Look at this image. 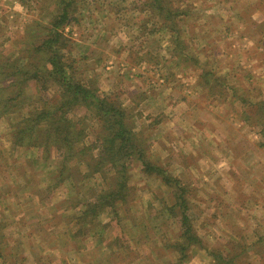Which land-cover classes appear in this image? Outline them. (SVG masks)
I'll use <instances>...</instances> for the list:
<instances>
[{
	"label": "rangeland",
	"instance_id": "374dc122",
	"mask_svg": "<svg viewBox=\"0 0 264 264\" xmlns=\"http://www.w3.org/2000/svg\"><path fill=\"white\" fill-rule=\"evenodd\" d=\"M160 2L170 7L153 19L139 0H0V264H212L207 250L226 246L233 255L238 244L248 252L233 264H264V0ZM65 5L74 21L53 45V69L45 42ZM170 11L182 12L168 23L177 30L157 32ZM179 41L182 60L173 54ZM202 75L217 81L204 89ZM65 77L85 86L81 96L112 95L163 170L146 174L132 160L123 206L111 208L107 194L122 174L100 161L108 125L95 105L62 98ZM45 108L52 117L69 110V121H26L17 138L16 123ZM67 145L78 162L85 149L84 163L64 164ZM116 157L126 168L122 152ZM100 194L108 197L100 213L83 212ZM180 195L202 245H184L178 214L163 209Z\"/></svg>",
	"mask_w": 264,
	"mask_h": 264
},
{
	"label": "trees",
	"instance_id": "16d2710c",
	"mask_svg": "<svg viewBox=\"0 0 264 264\" xmlns=\"http://www.w3.org/2000/svg\"><path fill=\"white\" fill-rule=\"evenodd\" d=\"M149 0H144V2H142L141 0H139L140 5H142V10L147 9L149 11L150 14V18H157L159 17L158 13L159 11H162V9H166L167 7H170L169 4H166L167 7H165L163 4H161V0H155V3H150L148 2ZM62 3V1H61ZM96 4V2H95ZM59 5V4H58ZM156 5V8H154V6ZM66 7V5H65ZM64 7V9H61V11H59L57 14L54 15L52 21H51V25L52 28L50 29V32L57 31L56 35L54 36L53 39H50L48 41L45 42V48L44 51L46 53H48L49 56H47V64L51 66V68L53 67V69L56 67H58L60 65V60H59V56L57 55V49L53 48V45L56 44H60L62 43L63 40V36H64V31H63V27H65L66 25H69L68 23L71 21H74V18L72 17V13L69 9V7L67 6L66 8ZM160 7V8H159ZM69 9V10H68ZM151 10V11H150ZM181 11L180 12H175V11H170L165 19V23L162 24L161 26L157 25L155 27V29L157 30V32L165 30L166 27L169 28L172 31L177 30V27H172L170 25H168V23L173 24L176 22L180 23V16H181ZM185 14H187V12H185ZM149 18V19H150ZM160 18V17H159ZM161 19V18H160ZM164 20H162L163 22ZM161 22V23H162ZM152 23V22H151ZM155 24H158V21H156ZM141 26L143 27L144 30V35H146L145 29H146V22L144 20H141ZM155 32L154 28L151 30L150 33H148V35H152ZM176 50H174L173 54L174 56L178 53V55L175 56V58H180V60L183 59V50H184V44L183 42H177L176 43ZM186 48V47H185ZM52 50V51H51ZM25 70H28V68L25 67ZM59 70V69H58ZM51 71V70H50ZM19 72L15 73V77H18ZM206 75H202V79H205ZM3 80H1L0 83H2ZM63 86L62 89H64V95H63V99L65 98V100L67 99V103L68 104H73V102L75 101H84L87 102L90 106L91 105H95L98 109V113H99V117L102 120L101 122H105L106 125H108L107 133H104L102 136V149H103V154L105 155L102 156L100 158V161H105L107 162V165H111V170H119V174H122L120 176V184H118L119 186V190H114L115 192L121 193L120 196H118L115 192H110L107 194H111L112 197L115 196V198H113V202L111 203V208H113V206L118 205V202H121V206H123L124 204H126L127 202V197L130 195L129 192H127V190H130L128 185V181L130 180L128 172H129V165L131 163L132 160H137L141 163V169L143 172H145L146 174H153L156 173V175L158 174L157 172H159V174H162L163 170L161 167H159L157 164H154L150 158L148 157V150L147 147L143 144L141 145L139 143V139L142 137L141 134L138 132V130H136L135 128H133V125H130L126 122H124V120L122 119L123 115L121 112L118 111V107L117 106V102L116 99H114L112 97V95L110 97H103L100 98L98 95L94 96L93 92L89 91V94H86L85 96H81L80 92L77 91V89H82L85 88V86H81L80 84L77 83H73L68 81L67 82V77H65L63 79ZM213 81H217V79L213 80ZM213 81H209L206 82L204 80V82H206V84L203 86V88L205 89L207 87V83L211 84ZM224 83V82H223ZM18 83L16 81H14V85H17ZM74 88V91L69 94V96H66V92H70L69 89ZM86 89L83 91L85 92ZM94 101V103H93ZM243 102V101H242ZM248 103V102H247ZM54 109H42L41 111H39L37 113L38 116H34L36 119H33V117H30L28 120H24L23 122H18L16 123V126H14V134L16 135L17 138H21L23 136H26V132L27 130H24L23 127L20 128V124H25V122H35L37 120H39L40 122H35V125L38 126L39 123H41L42 121L46 120L47 122L50 119H55L56 123H62L65 124V122L69 121L67 112H69V110H67L66 112H64V114L61 116L55 115V116H51V113L53 112ZM264 116V113H263ZM18 116H12L13 119H15ZM21 117H18L17 119H19ZM50 118V119H49ZM80 121H82L81 119H79ZM78 121V120H77ZM264 121V119H263ZM264 124V122H263ZM26 126V124L24 125V127ZM67 132H69V135L71 136V139L74 140L76 136H74L73 134H75V132H73V134L70 132V127H66L65 129ZM83 131L85 132V130L83 129ZM62 134V132H61ZM78 134V132H77ZM81 134V132H80ZM63 139L66 137V133L62 134ZM40 140V135L37 134L34 138L35 142H38ZM43 140V138H42ZM44 141H47L49 143H53V141L48 137L46 138ZM107 142H109L110 144H113L112 148H107L105 147ZM42 146H51V145H47L45 144L43 141L41 142ZM105 150V152H104ZM66 153L64 156V164H69L70 162H72L73 160H75L77 162V164L79 163H84L85 161V154L86 151L85 149L80 151L79 153V158L81 161L78 162L77 160V155H78V151H74V148H69L67 145V149H65ZM122 152L123 156L126 157L127 160V164H126V168L125 167H121L119 164V160L116 157V154ZM66 166H64L62 168V170L60 171V176L59 177H63L65 176L66 172ZM115 176V175H114ZM117 179V176H116ZM107 194L106 195H99V197H102V200L98 199L97 204H93L91 202H93L92 199L89 200V202L86 204L87 206L90 207V209L87 210V208H85V210L83 209V212H86V214H89L90 211H92V213L94 214H98L100 213V208L102 207L103 203L105 204V200H107ZM115 200V201H114ZM117 202V203H116ZM166 202V201H165ZM116 203V204H115ZM84 205V204H83ZM166 206L163 207V209L165 210V213H167L166 211H171L172 213L176 212L178 214L179 217V223L181 222V225L183 226V233L181 234L180 238L183 239V244L186 245L187 247L192 246L193 244H204V242L200 239H198L196 237V230H195V223H197V218H193L189 215V213H192L193 210V206L192 204H190V201L183 195L177 196L175 199V203L170 206L167 207V204H165ZM86 206V207H87ZM156 212L160 213L159 210H156ZM125 215L128 214V211L124 212ZM200 215V219H203V215ZM217 216H214V218H216ZM126 218V217H124ZM81 220V218L79 219ZM86 222V221H83ZM132 228L137 227L136 222L134 221H130ZM83 225V224H82ZM262 244V243H260ZM221 247V246H220ZM3 249H1L0 247V258H2L3 254L1 253ZM222 250L228 251V252H224ZM222 250L219 249H212V250H207V255L210 256L213 260L212 264H233L234 261L239 262L241 260H245V257L247 256V252L248 250L246 249V246L243 244H238L237 245V251H235V254L231 255V251L228 250L226 248V246L222 247ZM258 255V254H257ZM244 263V262H243Z\"/></svg>",
	"mask_w": 264,
	"mask_h": 264
},
{
	"label": "crops",
	"instance_id": "0c3cea01",
	"mask_svg": "<svg viewBox=\"0 0 264 264\" xmlns=\"http://www.w3.org/2000/svg\"><path fill=\"white\" fill-rule=\"evenodd\" d=\"M249 7H251V6H249ZM210 209L212 210V209H213V207H211V206H210ZM210 209H209V210H210ZM204 210H206V209H204ZM217 238H220V237H217Z\"/></svg>",
	"mask_w": 264,
	"mask_h": 264
}]
</instances>
